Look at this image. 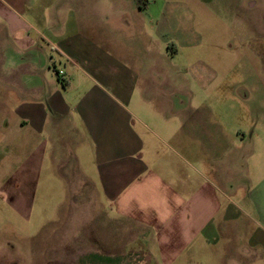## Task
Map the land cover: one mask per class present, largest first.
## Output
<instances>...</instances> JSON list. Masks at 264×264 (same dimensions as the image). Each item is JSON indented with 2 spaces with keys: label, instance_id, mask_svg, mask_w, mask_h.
Listing matches in <instances>:
<instances>
[{
  "label": "crops",
  "instance_id": "0c3cea01",
  "mask_svg": "<svg viewBox=\"0 0 264 264\" xmlns=\"http://www.w3.org/2000/svg\"><path fill=\"white\" fill-rule=\"evenodd\" d=\"M137 1L0 0V65L13 67L0 82L9 75L16 92L0 146L24 153L0 192L30 215L68 210L49 240L54 264H246L264 255L262 173L210 106L132 70L150 30ZM165 13L153 14L158 37ZM53 54L76 73L58 71ZM90 205L114 228L111 243L81 235Z\"/></svg>",
  "mask_w": 264,
  "mask_h": 264
},
{
  "label": "rangeland",
  "instance_id": "374dc122",
  "mask_svg": "<svg viewBox=\"0 0 264 264\" xmlns=\"http://www.w3.org/2000/svg\"><path fill=\"white\" fill-rule=\"evenodd\" d=\"M138 2L140 8L145 5L149 8L144 19L150 30L143 42L141 65H131L132 70L144 79L146 76L158 78L151 83L160 90L175 91L184 102L191 100L210 106L214 115L226 124L232 138L236 131L244 135L246 154L253 153L248 161L250 170L253 172L257 168L264 178V0ZM159 11L166 13L164 22L159 25L163 33L158 37L151 28L156 23L153 14ZM57 19L65 18L59 15L54 23ZM138 44L137 41L136 47ZM55 58L53 54V61ZM58 60L55 59L58 71L76 73L69 63L60 61L58 64ZM80 65L89 75L95 76L94 65ZM49 67V72L54 74L51 65ZM10 69L13 67L9 64L0 65V71L4 73H9ZM109 69L110 66L108 72ZM3 77L7 79L0 82V115L10 116L16 92L10 76L3 74ZM8 145L0 146V155H5L4 150H8L7 157L11 161L0 160V169L4 171L3 177L0 174V183L11 182L13 185L19 179L14 171L20 164L18 155L24 153L17 154L14 145ZM58 195L62 201L64 194ZM6 199L0 192V264H54L49 240L58 233L63 235L61 230L68 210L35 208L30 215L29 210H15ZM40 200L48 202L52 196L41 195ZM90 211L91 205L87 208L86 228L81 229V235L87 240H94L98 235L103 242L111 243L108 231L114 228L107 225L108 219H102L99 210ZM54 219L57 223H49ZM71 221L69 233L68 230L72 231L76 226L73 219ZM120 229L117 228L122 232ZM251 260L264 264V255H248L246 264H253Z\"/></svg>",
  "mask_w": 264,
  "mask_h": 264
},
{
  "label": "trees",
  "instance_id": "16d2710c",
  "mask_svg": "<svg viewBox=\"0 0 264 264\" xmlns=\"http://www.w3.org/2000/svg\"><path fill=\"white\" fill-rule=\"evenodd\" d=\"M56 76H57L58 78H60V77H61V76H59V75H58V72L56 73Z\"/></svg>",
  "mask_w": 264,
  "mask_h": 264
},
{
  "label": "built area",
  "instance_id": "2783aa9c",
  "mask_svg": "<svg viewBox=\"0 0 264 264\" xmlns=\"http://www.w3.org/2000/svg\"><path fill=\"white\" fill-rule=\"evenodd\" d=\"M61 74H62L61 72H58V75H59V76H61Z\"/></svg>",
  "mask_w": 264,
  "mask_h": 264
}]
</instances>
